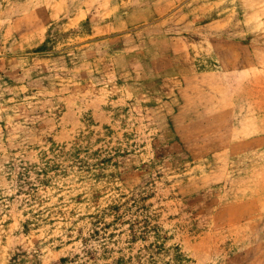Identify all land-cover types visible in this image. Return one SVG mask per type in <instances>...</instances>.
I'll return each mask as SVG.
<instances>
[{
    "label": "rangeland",
    "instance_id": "obj_1",
    "mask_svg": "<svg viewBox=\"0 0 264 264\" xmlns=\"http://www.w3.org/2000/svg\"><path fill=\"white\" fill-rule=\"evenodd\" d=\"M0 264H264V0H0Z\"/></svg>",
    "mask_w": 264,
    "mask_h": 264
}]
</instances>
